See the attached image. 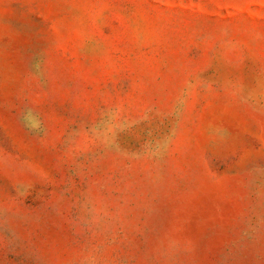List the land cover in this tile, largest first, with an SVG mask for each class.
<instances>
[{
	"label": "rangeland",
	"instance_id": "obj_1",
	"mask_svg": "<svg viewBox=\"0 0 264 264\" xmlns=\"http://www.w3.org/2000/svg\"><path fill=\"white\" fill-rule=\"evenodd\" d=\"M0 264H264V0H0Z\"/></svg>",
	"mask_w": 264,
	"mask_h": 264
}]
</instances>
